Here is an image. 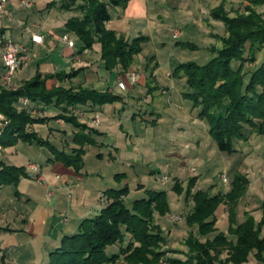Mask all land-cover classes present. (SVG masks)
<instances>
[{"label":"trees","instance_id":"16d2710c","mask_svg":"<svg viewBox=\"0 0 264 264\" xmlns=\"http://www.w3.org/2000/svg\"><path fill=\"white\" fill-rule=\"evenodd\" d=\"M244 1L248 4L236 16L221 12L220 6L211 8L209 16L223 22L225 34L218 37L212 35L221 41V46L212 44L209 47L212 56L207 63L200 65L187 61L180 63L173 72L183 73L190 88L183 93L184 97L192 101L193 107L199 108L198 117L206 120L217 148L227 153L236 151V141H246L254 133L264 135V59L257 65L244 67L247 61L253 64L257 53L264 49V10L256 9L264 6V0ZM127 2L60 0V8L80 12V16L68 18L65 24V28L81 42L78 51L89 49L98 42L101 61L109 71L119 66L126 72L134 57L149 41L146 35L127 39L105 27L110 18L109 8L125 7ZM183 46L196 47L190 42H183ZM77 73L75 70L44 75L36 73L18 87L1 84L0 113L7 120L0 133L1 147L13 146L18 141L45 147L52 154L53 161H60L78 172L83 167L84 146L97 145L93 136L100 133L78 120L70 108L101 106L120 98L111 92L93 88H48L46 85L48 79L63 81ZM21 98H27L29 103L23 105ZM37 103L53 105L60 113L51 118L34 115ZM58 118L76 128L72 137L76 148L68 151L59 149L48 138L40 137L33 128L34 124ZM27 176L25 166L6 165L0 161V190L6 185L16 186L21 178ZM114 179L121 183L125 174H115ZM195 180L190 178L185 188L186 198L190 195L193 201L191 210L185 215L186 225L194 229L184 239L188 250L172 249L173 253L185 257L171 256L168 264H242L250 253L258 262L264 263V236L261 235L264 216L256 222L252 215L245 212L243 221L238 223L236 220L237 204L250 183L247 175L235 172L230 189L225 193H212L213 185L191 192ZM173 190L181 193L184 187L177 182ZM128 193L126 183L106 189L103 193L106 206L95 216L84 218L75 233L64 235L59 245L50 251L45 264H115L120 259L125 264H160L159 258L164 253L162 246L167 239L155 221V214L164 216L169 212L166 191L145 190L146 195L133 200L130 206L124 201ZM220 204L227 208L226 232L219 231L215 226V211ZM260 208L264 211V199ZM127 236L129 239L123 245ZM113 245L118 250L108 254L107 247Z\"/></svg>","mask_w":264,"mask_h":264},{"label":"rangeland","instance_id":"374dc122","mask_svg":"<svg viewBox=\"0 0 264 264\" xmlns=\"http://www.w3.org/2000/svg\"><path fill=\"white\" fill-rule=\"evenodd\" d=\"M161 1L164 3V0ZM183 1L167 0V4L158 2L153 4L149 10L150 16H154V18L159 16L160 18L154 20L157 25L151 29L150 42L145 45L140 55L134 57V59H143L142 63L140 66L133 63L131 71L136 72L139 76H144L145 72L148 74L152 72L153 75H156L154 83L157 82V85L151 94L148 88L144 93L140 92L137 85L135 87L137 90L132 92L128 76L125 73L119 75L125 83L127 91L116 93L121 100L118 99L115 102H119L122 107L121 111L116 110V113L120 112L121 117L116 115V121L111 126L110 132L112 133L108 135V138H105L108 142H115L114 144H117L119 150L116 153L114 148L109 151L96 146H88L83 156V164L88 172L87 177L94 178L86 177L80 183L81 189L88 190L90 187L96 191L94 202H97L96 206L100 208L96 214L106 206L103 202L101 204L98 202L99 188H117L126 183L129 187V193L124 198L127 206H130L133 200L144 197L145 190L166 191L169 212L164 216L155 214V221L167 239L166 244L162 246L164 253L159 258L160 264H168L167 260L171 256L184 259V255L173 253L172 249H180L183 252L188 250L184 245V239L190 230L194 231L185 223V215L193 206L191 196L186 198L185 191L190 178L196 179L191 192L199 188L207 189L213 185L211 192L216 193V190L222 191L229 187L234 173L238 169L239 172L246 174L251 182V186L244 190L243 198L256 201L258 206L253 202L252 208L259 209L260 218L264 216V211L260 208L261 201L264 199V135L254 133L248 136V141L245 143L243 141L235 142L234 147L237 150L232 153L220 151L209 134L206 120L198 117L199 108L193 107L192 101L183 95L190 91L183 73L180 71L176 74L173 73L175 67L180 63L187 61H193L200 65L207 63L212 56L208 50L209 47L212 44L221 46V41L212 35L218 37L225 34L223 22L209 16L211 8L220 6L221 12L228 16H236L243 12L248 3L244 0H185L186 3L190 1L192 4L186 8L180 3ZM256 9L262 11L264 6H258ZM175 30L178 31L177 38L173 37ZM183 42L194 43L196 47L183 46ZM262 59H264V49L257 53L253 64L247 61L244 67L257 65ZM15 82V79L12 78L11 84ZM139 98H141L140 103L137 102ZM152 111L154 113L151 114ZM138 116L145 118L140 119ZM148 117H153L152 121H147ZM119 122L122 123L121 130L118 126ZM34 125L37 126L34 128L37 132L41 125ZM245 130L249 131L248 128ZM51 142L59 146L58 141L51 139ZM99 152L102 153L101 157L97 156ZM110 152L112 157L109 156ZM14 153L13 148H2L0 159L8 163L16 162L23 165H26L29 160L41 165L45 180L43 191L40 189L41 184L38 185L35 178L33 180L38 186L37 191L43 193V203L57 197L56 208L62 212L59 215L58 211L55 212L57 218L61 222L66 223L67 221L68 226L75 224L78 207L74 206L75 194L73 191L57 190L58 183L48 185L50 181L47 179L46 171H48L47 157L51 155L49 151L45 147L35 144L31 146L25 144L21 148L19 156L15 158L16 160L11 161L8 157ZM118 173L125 174V179L121 183L114 179V175ZM55 174L53 173V177L56 176ZM163 176L167 177L166 182L161 181ZM177 182L184 187L181 193L173 190ZM48 190L52 191V195L47 199L44 196ZM0 195L1 205L13 204V207L19 205L16 200L12 202L11 197L14 196L12 186L2 187ZM31 208L33 209L32 206ZM243 208L241 206L238 211L236 208V215L239 218H242V215L244 216V213L247 212H243ZM171 215L179 217V219L172 221ZM80 222L72 231H64L66 235L75 233ZM55 225L53 224L52 227L54 228ZM55 229L56 233L58 232L60 235L54 241L46 242L47 245L43 242V234L39 238L37 235L18 232L15 236L18 246L8 250V254L4 253V264H45L48 261L50 250L56 248L64 236H61L60 225ZM225 230L227 231V228ZM261 233L264 234V226L261 228ZM128 239L127 236L123 245ZM45 248H47L46 252ZM117 250L118 247L115 245L106 249L108 254ZM222 256L224 257L225 253ZM244 263L264 264L258 262L252 253ZM0 264H3L1 259ZM115 264L125 263L120 259Z\"/></svg>","mask_w":264,"mask_h":264},{"label":"crops","instance_id":"0c3cea01","mask_svg":"<svg viewBox=\"0 0 264 264\" xmlns=\"http://www.w3.org/2000/svg\"><path fill=\"white\" fill-rule=\"evenodd\" d=\"M28 1L31 2V6L25 7L21 5L20 0H6L5 9L8 11L9 16L0 13V34H3L13 41L21 43L27 49V53L29 56V60L13 73L10 80L6 84L7 86L12 88L18 87L23 81L35 76L36 73L44 75L58 72L69 73L75 70L78 71L77 75L73 76L70 79H65L63 81H59L56 78L48 79L46 82L47 87L51 88L54 86H64L75 88H93L98 91H108L115 95L116 93L118 94V91H127L126 85L125 89H120L117 86V78L120 77L119 75L122 73H125L128 76L129 73L133 72L131 71L133 63H136L137 66H140L143 59H134L132 65L126 72H123L119 66L111 71L106 70L100 58V44L98 42H95L93 43L91 48L84 49L79 52L78 49L81 45V42L75 34L65 28V24L68 18L72 16H80V12L78 10H67L60 8V0ZM148 2L150 3L149 7ZM158 2L161 4L168 3L167 0H164V3L161 0H128L125 7H110V18L105 23V27L107 29L114 30L117 34L124 35V37L127 39H131L140 34L148 36L149 41L144 44V49L145 45L151 40V29L157 25L156 21L154 20H158L160 18L159 16H156V18H154V16L152 17L149 15V10L153 7V4ZM50 3L55 4L50 5ZM180 3L186 8H188V6H192L190 1L189 3H186L184 0ZM26 28H29L30 31H26ZM32 32H37L42 35L43 38L41 43L37 44L32 42ZM64 34L68 35V37L74 41L73 47H69L64 41H62L61 37ZM140 54L141 53H139L138 55ZM1 71L2 69L0 67V73ZM155 76L156 75H153L152 72L151 74L145 72L144 76H139V74H136V81L134 82L131 81L128 77L132 86L131 91L134 92L135 90H137L135 88L137 85L140 92L144 93L148 88L149 93H153L157 85V82L154 83V81H156V79L154 78ZM12 78H14L16 81L14 84H11ZM123 97L126 98V96ZM140 101L141 98L137 100V102L139 103ZM35 106L36 110L33 112V114L41 117L51 118L60 113V110L53 105L45 106L42 103H37ZM121 108L122 107L119 102H113L103 104L101 106L82 105L76 106L74 108L72 107L70 109L72 110L73 114L77 115L78 120H80L81 122H86L88 125L94 127L99 131V135L93 136V138L97 142V145L91 146H96L100 149L104 148L109 151L114 148L116 150L115 152L117 153V151L119 150V148L116 146L117 144H114L115 142H112L111 139V142H108L105 138H108V135L112 133L110 132L111 126L116 121V115H119V118L121 117L120 112H118V114L116 113V110L121 111ZM95 113H98L99 115V124L91 125L90 120L93 118ZM150 113L152 114L154 113V111ZM102 115L103 118H101ZM134 116L136 117V115ZM138 118L144 119L145 117L138 116ZM152 118L153 117H148L146 119L147 121H152ZM157 119L159 118L157 117ZM154 124L156 125V123ZM40 125L41 127H38L37 131L38 135L42 138H48L50 141L51 139H53L54 141H58L59 146H57V148H64L68 151L70 148L77 147V145L72 142V137L76 131V128H74L71 124L64 122L61 118L50 119ZM118 126L121 130L122 123L119 122ZM35 127L37 126L33 125V128ZM240 141L243 140L236 141V143ZM247 141L248 140L243 141V143ZM25 144L27 143L18 141L15 145L10 146V148H13L15 150V155H9L8 159H10L11 161H15V158L19 156V152ZM31 145L34 144H28V146ZM88 146L90 145L84 146L85 153ZM235 149L237 150V148ZM98 154H100L99 157H101L102 153L99 152ZM109 156L112 157L111 152ZM47 159L48 171H46V175L47 179H49L50 181L48 185H56L58 183L59 186H57V190L64 191V189H67V192L73 191V193L75 194L74 206L76 205L78 207V211L75 214L76 222L75 224L68 226L67 221L66 223L64 221H59L55 212L58 211V215L62 212L60 211V209L56 208V204L58 203L57 197H55V199L54 197L53 199H48L47 191L45 192L44 197H46L49 202H46L45 204L43 203V193L37 191L38 186L34 183L35 181L37 182V180H33V178H35V174H40L43 176V167L41 165H38L35 162H30L29 160H27L26 165H23L17 164L16 162L8 163L3 159H0V161L5 163L6 165L25 166L26 172L28 174L27 177L21 178L16 186L6 185L12 186L14 194V196L11 197L12 202L13 200H16L19 205L13 207V204L1 205L0 203V259L3 264L5 257L4 253L8 254V250L10 251L15 246H18V244L16 243L17 241H15V236L18 234V232L33 234L35 236L37 235L39 236V238L43 234V242L45 243V245H47L48 243L46 244V242H50L49 240L54 241L59 237L60 234H58V232L56 233L55 229L58 228L59 225L60 233H62L61 236L66 235V232L64 231H72V229L76 227L77 223H79L82 218L92 217L96 215L97 210L100 209L96 206L98 203L94 202L96 197V191L94 190V188L89 187L87 190L81 189L80 187L81 181L84 178L86 179L88 173L84 168V164L83 167L78 172H76L72 167H67L60 161H53L52 154L48 156ZM32 163L37 164L39 166V170L36 172H32L31 174L29 165ZM53 173H56L55 175L57 176V178H55L56 176L53 177ZM87 178L94 177L90 176ZM38 185H40V183ZM43 185L44 184L40 185V189H42V191ZM96 185L97 187H99L98 184ZM60 186L64 187L59 188ZM250 186L251 182L247 187ZM99 189L100 194L98 197V202L100 204L101 202H103L105 205L107 200L106 196L103 194V191H105L106 188ZM229 189L230 185L226 190H216L215 192L225 193ZM1 191L2 188L0 190V194ZM253 202L258 206V203L256 201H253V199L252 201L247 200L242 196L236 208L238 211L241 206H243V212L247 211L253 216L254 220L258 222L261 219V213L259 212L258 208H252ZM31 206L33 207V209L31 208ZM226 209L227 208L224 204H220L215 211V226L219 229V231L223 232H225V229L228 227V217ZM243 219V215L242 218H239L236 215V220L238 223L243 221ZM53 224H56L54 228L52 227ZM5 228L10 230H7ZM261 235L264 236V234L262 233ZM44 250L46 252L47 248H45Z\"/></svg>","mask_w":264,"mask_h":264},{"label":"built area","instance_id":"2783aa9c","mask_svg":"<svg viewBox=\"0 0 264 264\" xmlns=\"http://www.w3.org/2000/svg\"><path fill=\"white\" fill-rule=\"evenodd\" d=\"M5 1L6 0H0V13L5 14L9 16L8 11L5 9ZM20 3L22 6L29 7L31 6V2L28 0H20ZM26 31H30L29 28H26ZM173 37H178V31H174ZM42 35L37 32L31 33V40L33 43H41L42 42ZM62 41H64L69 47L74 46V41L71 40L68 35L64 34L61 37ZM29 60V56L27 53V49L21 44L16 41H13L12 39L4 36L3 34H0V67L2 69L0 73V85L1 84H7L10 80L13 73L19 69L23 64H25ZM128 77L131 81H136V73L131 72L128 74ZM117 86L120 89H125V83L120 79V77L117 78ZM21 102L23 105H27L29 103L27 98H21ZM91 125H98L99 124V115L98 113H95L93 118L90 120ZM7 124V120L5 117L0 113V133L2 131V128ZM1 145H0V153H1ZM29 168L32 172H36L39 170V166L35 163H32L29 165ZM35 179L40 184H45L44 177L40 174L34 175ZM167 177L163 176L161 178L162 182H166ZM52 195V191L47 192V198H50ZM179 217L172 216V221L178 220Z\"/></svg>","mask_w":264,"mask_h":264}]
</instances>
